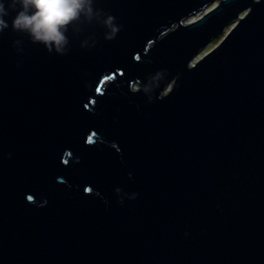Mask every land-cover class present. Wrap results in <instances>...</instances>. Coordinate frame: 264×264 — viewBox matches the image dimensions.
Wrapping results in <instances>:
<instances>
[{"label": "water", "instance_id": "1", "mask_svg": "<svg viewBox=\"0 0 264 264\" xmlns=\"http://www.w3.org/2000/svg\"><path fill=\"white\" fill-rule=\"evenodd\" d=\"M2 2L0 264H264V0H92L62 53Z\"/></svg>", "mask_w": 264, "mask_h": 264}, {"label": "clouds", "instance_id": "2", "mask_svg": "<svg viewBox=\"0 0 264 264\" xmlns=\"http://www.w3.org/2000/svg\"><path fill=\"white\" fill-rule=\"evenodd\" d=\"M9 7L17 13L12 21L14 30L60 53L69 43V27L93 15L92 0H12ZM8 15L9 8L0 0V31L9 26L5 20Z\"/></svg>", "mask_w": 264, "mask_h": 264}, {"label": "rangeland", "instance_id": "3", "mask_svg": "<svg viewBox=\"0 0 264 264\" xmlns=\"http://www.w3.org/2000/svg\"><path fill=\"white\" fill-rule=\"evenodd\" d=\"M219 5V1L215 2L213 5L209 6L208 8H206L204 11H200L199 13H197L196 15H194L193 17H191L190 21H196L198 19H200L201 17H203L204 14H206L208 11L214 9L216 6ZM242 16H245V13L242 14ZM237 23V21L232 22L231 24L228 25V27L226 28V30L224 31V33L222 35H220L219 37L215 38L201 53L200 55L196 58V60L202 58L204 55H206L208 52H210L211 50H213L216 46H218L221 41L223 40V38L226 36V34L234 27V25Z\"/></svg>", "mask_w": 264, "mask_h": 264}]
</instances>
